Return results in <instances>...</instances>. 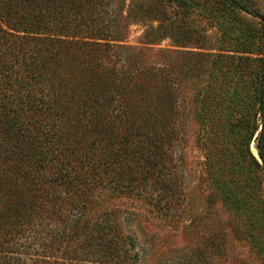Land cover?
I'll use <instances>...</instances> for the list:
<instances>
[{
    "label": "trees",
    "instance_id": "trees-1",
    "mask_svg": "<svg viewBox=\"0 0 264 264\" xmlns=\"http://www.w3.org/2000/svg\"><path fill=\"white\" fill-rule=\"evenodd\" d=\"M97 2L0 0V264H145L130 233L134 209L147 203L169 218L186 202L174 136L195 66L208 76L197 102L223 113L198 116L223 146L207 157L215 181L238 173L225 163L244 161L245 150L264 170L256 2L170 0L184 17L202 13L218 27L221 49L161 65L117 43L125 37L116 10ZM162 21L149 37L182 46L195 38L187 25ZM257 133L263 167L250 153ZM120 194L132 202L115 203Z\"/></svg>",
    "mask_w": 264,
    "mask_h": 264
},
{
    "label": "rangeland",
    "instance_id": "rangeland-1",
    "mask_svg": "<svg viewBox=\"0 0 264 264\" xmlns=\"http://www.w3.org/2000/svg\"><path fill=\"white\" fill-rule=\"evenodd\" d=\"M254 1L260 18H264V0ZM97 3L103 8L109 6L116 10L114 20L120 25L121 38L125 37L117 43L143 52L151 63L161 65L163 61L179 59L183 52L189 51L220 53L221 32L202 13L184 17L179 9L170 7V0H98ZM87 7L88 2L82 9ZM164 14L168 23L173 21L177 26L191 28L195 38L187 43L184 39V47L176 43L175 36L162 38L157 35L153 38L161 24H167L162 21ZM151 34L153 37H149ZM198 69L195 66L189 84L190 99L184 104L174 136V155L183 169L180 181L185 189L186 202L179 210L173 211L174 217L169 218L160 217L153 207L140 203L134 209L138 217L131 223L130 233L136 238L137 250L143 252L145 264H264V170L253 164L245 150L244 161L236 159L225 163L234 165L238 173L229 175L228 181L223 183L215 181L207 157L223 150V146L215 130L200 124L198 116L207 114L215 118L223 113L215 105L210 112L203 110L197 102V93L208 82V76L198 73ZM258 135L252 137L250 153L263 167L257 147ZM227 148L237 153L233 144ZM233 176L236 179H232ZM229 186L235 189L233 197ZM117 199L115 203L120 200L128 204L132 202L126 194H120Z\"/></svg>",
    "mask_w": 264,
    "mask_h": 264
}]
</instances>
